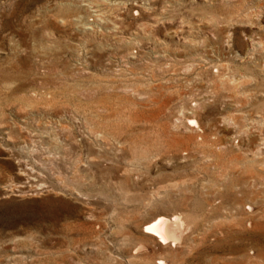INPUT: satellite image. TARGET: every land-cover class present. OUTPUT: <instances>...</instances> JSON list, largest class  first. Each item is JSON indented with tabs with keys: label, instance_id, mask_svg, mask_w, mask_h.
I'll list each match as a JSON object with an SVG mask.
<instances>
[{
	"label": "rangeland",
	"instance_id": "rangeland-1",
	"mask_svg": "<svg viewBox=\"0 0 264 264\" xmlns=\"http://www.w3.org/2000/svg\"><path fill=\"white\" fill-rule=\"evenodd\" d=\"M122 1L0 0V264H264V0Z\"/></svg>",
	"mask_w": 264,
	"mask_h": 264
},
{
	"label": "bare ground",
	"instance_id": "bare-ground-1",
	"mask_svg": "<svg viewBox=\"0 0 264 264\" xmlns=\"http://www.w3.org/2000/svg\"><path fill=\"white\" fill-rule=\"evenodd\" d=\"M116 2L123 3L122 0H115ZM141 1V0H140ZM139 0H134L133 2H139ZM147 3V2H146ZM148 4V3H147ZM88 6V9L90 11V14L93 16L94 20L92 21L93 24L91 26L95 25L99 20L100 16L103 12V7H100L96 4H91L90 2L86 4ZM146 6V4H145ZM149 8V7H147ZM92 18V19H93ZM89 24V22H88ZM91 26H87V28H91ZM194 122L193 120H191ZM42 185L41 184H35L32 185L28 191L35 192L37 190H41ZM15 192V193H14ZM21 191V185L12 186L11 189L5 190L3 194H19ZM245 208H250V206H247ZM182 229V220L180 219L179 215L172 214L171 216L167 215H158L155 216L152 220L144 224L143 231L144 233L151 234L155 236L159 242L166 243L167 241H175L178 239L180 232ZM162 264H166L164 261H161Z\"/></svg>",
	"mask_w": 264,
	"mask_h": 264
},
{
	"label": "built area",
	"instance_id": "built-area-1",
	"mask_svg": "<svg viewBox=\"0 0 264 264\" xmlns=\"http://www.w3.org/2000/svg\"><path fill=\"white\" fill-rule=\"evenodd\" d=\"M137 13V12H136Z\"/></svg>",
	"mask_w": 264,
	"mask_h": 264
}]
</instances>
